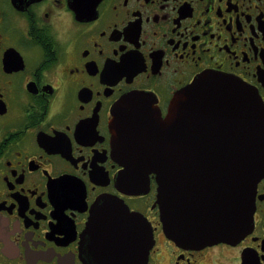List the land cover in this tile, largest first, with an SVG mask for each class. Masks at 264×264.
Here are the masks:
<instances>
[{
    "label": "flooded vegetation",
    "instance_id": "obj_1",
    "mask_svg": "<svg viewBox=\"0 0 264 264\" xmlns=\"http://www.w3.org/2000/svg\"><path fill=\"white\" fill-rule=\"evenodd\" d=\"M208 72L264 102V0H0V264H96L83 232L103 197L150 226L144 264H264V176L244 234L206 246L165 233L155 174L122 185L114 106L138 94L166 118Z\"/></svg>",
    "mask_w": 264,
    "mask_h": 264
},
{
    "label": "water",
    "instance_id": "obj_2",
    "mask_svg": "<svg viewBox=\"0 0 264 264\" xmlns=\"http://www.w3.org/2000/svg\"><path fill=\"white\" fill-rule=\"evenodd\" d=\"M143 100L132 94L113 108L122 185L140 193L149 174L156 175L163 228L179 243L240 238L252 223L255 188L264 176L258 92L240 78L208 72L174 96L166 118L153 113L144 120ZM90 213L83 247L96 264H143L153 235L141 215L106 197Z\"/></svg>",
    "mask_w": 264,
    "mask_h": 264
}]
</instances>
